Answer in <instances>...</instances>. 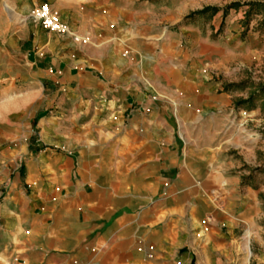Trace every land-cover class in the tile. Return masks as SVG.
Returning a JSON list of instances; mask_svg holds the SVG:
<instances>
[{"label": "crops", "instance_id": "obj_1", "mask_svg": "<svg viewBox=\"0 0 264 264\" xmlns=\"http://www.w3.org/2000/svg\"><path fill=\"white\" fill-rule=\"evenodd\" d=\"M199 1L13 0L16 23L0 32V264L258 255L244 237L259 202L220 143L225 37L216 19L187 17ZM44 2L78 39L30 18Z\"/></svg>", "mask_w": 264, "mask_h": 264}, {"label": "rangeland", "instance_id": "obj_2", "mask_svg": "<svg viewBox=\"0 0 264 264\" xmlns=\"http://www.w3.org/2000/svg\"><path fill=\"white\" fill-rule=\"evenodd\" d=\"M155 1L173 7L184 0ZM12 4L13 0H0V32L9 21L16 23L11 14ZM208 4L220 10L217 13L212 10L195 13L202 10L199 8L190 11L187 17L221 22L218 32L215 33L213 27L212 34L213 37H225L227 57L214 55L213 59L214 62L216 59L225 60L218 70L221 71L222 86L231 95L229 108L232 110L225 114L227 124L222 126L220 143L235 157V170L242 189L259 202V219L254 230H249L244 237V245L259 255L253 257L251 264H264V0H200L190 3L192 6ZM2 73L0 57V88L4 79Z\"/></svg>", "mask_w": 264, "mask_h": 264}, {"label": "built area", "instance_id": "obj_3", "mask_svg": "<svg viewBox=\"0 0 264 264\" xmlns=\"http://www.w3.org/2000/svg\"><path fill=\"white\" fill-rule=\"evenodd\" d=\"M30 18L33 21L40 23L49 31L59 34H71L74 39H78V37L71 32L68 25L61 21L58 12L53 10L52 6L48 3L35 7L30 14Z\"/></svg>", "mask_w": 264, "mask_h": 264}, {"label": "trees", "instance_id": "obj_4", "mask_svg": "<svg viewBox=\"0 0 264 264\" xmlns=\"http://www.w3.org/2000/svg\"><path fill=\"white\" fill-rule=\"evenodd\" d=\"M211 10L214 13H217L220 10V8L208 6V7L204 8L202 10H199V11H197L195 13H201V14H203V13H206V12L211 11Z\"/></svg>", "mask_w": 264, "mask_h": 264}]
</instances>
